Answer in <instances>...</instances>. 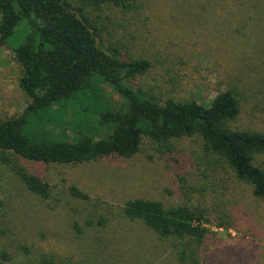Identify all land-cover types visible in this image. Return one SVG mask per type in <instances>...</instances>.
Here are the masks:
<instances>
[{"label": "rangeland", "instance_id": "rangeland-1", "mask_svg": "<svg viewBox=\"0 0 264 264\" xmlns=\"http://www.w3.org/2000/svg\"><path fill=\"white\" fill-rule=\"evenodd\" d=\"M94 20L104 51L149 62L142 76L129 81L135 91L161 103L205 105L230 91L240 108L232 127L264 133V0H134L130 10L107 7L94 12ZM21 76L11 50L0 46V120L26 107ZM105 91L110 95L96 97L101 104L85 100L93 111L122 102ZM78 107L56 110L53 120L45 113L41 124L29 122L25 135L38 137L42 125L52 128ZM170 147L159 151L144 139L131 158L77 165L19 159V166L48 184L46 198L0 166V264H178L179 243L123 216L125 202L134 199L201 215L208 232L197 247L199 264H264V200L207 154L201 139L172 140ZM255 165L264 169V155ZM71 187L87 198L70 195Z\"/></svg>", "mask_w": 264, "mask_h": 264}, {"label": "trees", "instance_id": "trees-1", "mask_svg": "<svg viewBox=\"0 0 264 264\" xmlns=\"http://www.w3.org/2000/svg\"><path fill=\"white\" fill-rule=\"evenodd\" d=\"M133 1L0 0V46L11 50L22 68L19 87L28 100L21 114L0 120V166L10 167L31 193L46 198L48 184L19 166V159L77 165L131 158L144 139L170 152L172 140L197 137L207 154L226 164L236 180L264 200V169L255 165L264 155V133L232 127L240 112L232 92L219 93L208 105L173 99L161 103L129 85L150 68L147 60H123L98 45L101 29L93 13L107 7L127 11ZM15 34L19 38L12 46ZM106 88L122 102L93 111L88 101L99 97L98 92L110 95ZM96 102L101 104L99 98ZM70 104L79 107L64 115L67 120L53 121L52 128L42 125L36 138L25 135L29 122L41 124L38 119L45 113L53 120L56 110ZM70 195L87 198L74 187ZM123 216L142 222L160 239L179 243L174 245L178 264H199L197 247L208 230L202 216L190 208L166 209L157 201L134 199L125 202Z\"/></svg>", "mask_w": 264, "mask_h": 264}]
</instances>
